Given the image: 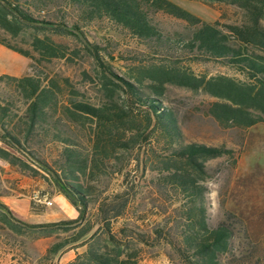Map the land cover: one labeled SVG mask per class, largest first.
I'll return each instance as SVG.
<instances>
[{"label":"trees","instance_id":"1","mask_svg":"<svg viewBox=\"0 0 264 264\" xmlns=\"http://www.w3.org/2000/svg\"><path fill=\"white\" fill-rule=\"evenodd\" d=\"M200 1L234 5L242 20L222 25L206 22L171 0H0V46L29 59L31 70L53 60L72 63L81 51L100 67L95 77L102 97L96 101L77 97L80 94L70 88L68 79L64 83L70 89L64 93L66 87L55 78L38 72L0 75V143L25 153L50 173L79 211L76 219L56 223L16 221L18 229L62 232L49 254L79 244L85 251L68 264H138L142 246L163 240L182 264H220V257L230 251V227L224 222L211 227L208 222L204 185L206 162L230 150L184 143L178 116L162 96L167 85L187 88L217 100L209 114L219 123L250 128L264 122V0ZM158 12L181 20L185 30L164 34L153 19ZM105 22L116 36H129L147 51L164 53L166 60L177 54L193 62L219 63L245 80L198 77L175 60L138 66L127 79L117 77L102 58V48L86 32ZM64 39L78 42L80 48H72ZM5 87L10 89L4 91ZM84 128L89 129L88 146L76 134ZM51 146L55 157L50 151L49 161L34 153ZM145 147L146 161L158 167L151 183L159 193L171 192L177 198L172 201L173 219L168 222L163 217L148 232L126 217L127 190L102 198L91 194L95 172L108 169L113 161L114 173L124 169L127 174L120 161ZM0 160L22 172L31 170L24 159L2 147ZM117 219L124 220L114 230Z\"/></svg>","mask_w":264,"mask_h":264},{"label":"rangeland","instance_id":"2","mask_svg":"<svg viewBox=\"0 0 264 264\" xmlns=\"http://www.w3.org/2000/svg\"><path fill=\"white\" fill-rule=\"evenodd\" d=\"M171 1L206 22H218L222 25L242 20V12L231 4L200 0ZM153 19L166 35L185 30L184 22L162 12L156 13ZM86 32L90 35L89 39L102 48V58L117 77L127 79L128 74L138 66L167 64L168 61L175 60V64L198 77L225 75L245 80L241 73L219 63L193 62L188 57L177 54V57L169 56L170 60H166L164 53L147 51L129 36H116L106 22L88 28ZM10 42L15 43L12 40ZM64 42L72 48H80V44L74 40L64 39ZM17 44L24 46L21 42ZM30 64L29 59L0 46V75L22 77L38 72L42 77L55 78L63 88L66 87L64 79H68L70 88L79 92V98L96 101L102 97L95 77L100 67L85 51H81L72 63L53 60L51 63L38 65L34 70H31ZM70 88L66 87L64 93ZM9 89L5 87L4 91ZM162 99L175 110L184 143L230 150V153L206 162L208 176L204 182L210 226L216 227L224 222L232 231L230 251L220 257V264H264V122L250 128L219 123L209 114L211 104L217 100L183 87L167 85ZM88 131V128H84L76 133L79 135L78 140L85 146H88ZM0 147L24 159L31 167V170L25 169L22 172L0 160V196L18 197L34 193L43 200L50 199L55 192L60 191L54 177L28 159L25 153L17 152L2 143ZM50 151L55 157L54 146L38 153L35 150L34 153L49 161ZM146 153L147 147L122 158L120 162L125 166L127 174L124 169L121 174L114 173L112 170L116 164L112 161L108 169L95 172L91 181V194L101 198L127 190L130 211L126 217L130 224L139 226L144 232L161 223L163 217L168 222L171 221L172 201L177 199L171 192L162 190L160 194L158 188L151 183L158 167L155 163L146 161ZM91 208L93 210L94 206ZM163 210H168L164 216L161 213ZM123 220L114 221L113 229L117 230ZM170 227L171 223L167 229ZM171 232L174 233V230ZM138 264H182V261L161 240L159 245L141 247Z\"/></svg>","mask_w":264,"mask_h":264},{"label":"crops","instance_id":"3","mask_svg":"<svg viewBox=\"0 0 264 264\" xmlns=\"http://www.w3.org/2000/svg\"><path fill=\"white\" fill-rule=\"evenodd\" d=\"M0 216L5 217V221L0 219V264H68L85 251L84 246L74 244L56 254H49V248L63 236L62 232L18 229L16 221L40 225L76 219L78 209L61 191L43 200L34 193L18 197L0 196ZM47 255L50 257L44 259Z\"/></svg>","mask_w":264,"mask_h":264},{"label":"built area","instance_id":"4","mask_svg":"<svg viewBox=\"0 0 264 264\" xmlns=\"http://www.w3.org/2000/svg\"><path fill=\"white\" fill-rule=\"evenodd\" d=\"M47 205H50V203H49V202H47Z\"/></svg>","mask_w":264,"mask_h":264}]
</instances>
